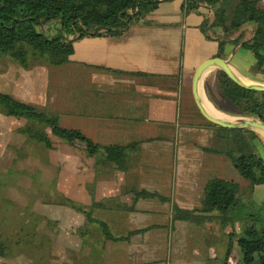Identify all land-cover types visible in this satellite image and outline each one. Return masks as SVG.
Returning <instances> with one entry per match:
<instances>
[{
  "label": "crops",
  "instance_id": "1",
  "mask_svg": "<svg viewBox=\"0 0 264 264\" xmlns=\"http://www.w3.org/2000/svg\"><path fill=\"white\" fill-rule=\"evenodd\" d=\"M185 1L161 2L121 35L78 39L68 63L34 64L33 71L32 66L24 68L34 94L29 104H41L45 98L44 109L58 115L63 127L79 129L105 146L138 144L125 170L95 164L94 179L88 183L99 185L96 194L81 190L80 178L74 181L77 192L70 197L79 202V210L73 211L84 215L80 210L84 205L83 210L102 219L120 237L108 239L98 226L82 229L79 246L87 242L92 254L74 259V264H217L224 260L214 246L215 232L208 237L202 234L203 226H212L206 221L221 220L218 211H202L203 192L213 178L205 176L201 161H178L188 144H199L193 140L195 135L200 137L208 125L220 127L204 117L193 93L195 71L219 53V42L208 39L201 29L213 11L201 4L187 12ZM208 43L213 51L200 52ZM242 45L243 41L228 43L223 57L243 78L264 82L263 74H251L250 54ZM215 70L217 83L220 69ZM38 85L39 99L33 92ZM141 151L148 157L140 158ZM262 191L264 186H256L255 200ZM186 212L190 218H185ZM86 224L82 218L78 226ZM235 250L242 260L238 245Z\"/></svg>",
  "mask_w": 264,
  "mask_h": 264
},
{
  "label": "trees",
  "instance_id": "2",
  "mask_svg": "<svg viewBox=\"0 0 264 264\" xmlns=\"http://www.w3.org/2000/svg\"><path fill=\"white\" fill-rule=\"evenodd\" d=\"M163 1L170 0H0V53L26 68L37 62L62 65L71 60L78 39L121 35ZM201 4L213 11L201 29L208 39L219 42L217 56L224 55L228 43L243 41L242 46L250 54L251 74L264 75V0H186L183 8L190 12ZM205 87L211 101L220 107L208 81ZM217 89L233 106L220 109L264 121V91L242 87L222 70H217ZM0 106L7 116L32 121L35 125L28 124L25 132L47 148H53L51 134L70 145L79 144L88 156L96 158V168L112 166L125 170L132 153L138 150V144H98L79 129L63 127L58 115L39 110L12 94L0 92ZM217 129L229 142L226 152L249 185L242 190L233 180L211 179L205 188L202 211H218L225 227L240 225L238 235L235 229L230 234L224 261L238 245L243 264H264V198L261 203L254 199L256 186H264V158L257 145L262 136L253 129ZM74 208L79 210L77 204ZM80 210L87 214L89 222L101 224L108 239H120L102 219ZM186 214L185 218H190L191 213Z\"/></svg>",
  "mask_w": 264,
  "mask_h": 264
},
{
  "label": "rangeland",
  "instance_id": "3",
  "mask_svg": "<svg viewBox=\"0 0 264 264\" xmlns=\"http://www.w3.org/2000/svg\"><path fill=\"white\" fill-rule=\"evenodd\" d=\"M213 49V45L208 43L203 45L200 52L209 54ZM38 64L41 62L36 63L37 66ZM35 67L32 66V71ZM24 68L17 60L0 53V92L12 94L18 100L28 102V98L34 94L30 93L29 77ZM215 71L213 69L206 74L205 83L210 82L211 93L220 107L211 101L206 88V92L203 90L204 94L206 93L209 101L226 115L235 120L242 117L222 110L233 109V106L219 94L217 83L214 81ZM33 92L39 99V85ZM43 99L42 103L47 104V100ZM42 103L30 104L46 111ZM6 114L5 108L0 106V264H74V259L92 254L87 242L84 246H79L80 231H87L88 227L94 226L102 228L96 223H90L84 212L85 216L74 212V206L79 202L70 197L73 192H77L75 182L78 178L81 179V190L85 193L94 191L96 194L99 185L92 181L96 158L88 156L79 144L70 145L52 134L53 148H47L25 132L28 124H34L32 121ZM207 127L200 137L195 135L193 140L199 141L197 147L188 144L189 149L180 152L181 156L176 158L181 162L201 161L204 174L208 178L233 180L242 190L246 189L249 182L240 175L230 153L226 152L229 142L223 137V132L214 126ZM205 132L210 136H204ZM259 133L262 138L257 141V145L264 158V134ZM139 155L140 158L148 157L147 153L142 151ZM113 173L112 178H115V171ZM89 179H92L91 183H88ZM196 194H200V191ZM263 197L264 191L256 201L261 203ZM84 207L81 205V208ZM82 218L87 220L83 228L78 226ZM191 222L198 224L197 220ZM208 223L212 226H203L206 228L201 232L206 237L212 235V231L215 232L214 246L220 254V259H224L230 234L235 229L238 235L240 225L231 226L226 231L221 227V220H208L204 224ZM89 233L86 234L87 237ZM91 233L94 235L95 232ZM240 258L241 255L235 250L229 261L224 259L217 264H243Z\"/></svg>",
  "mask_w": 264,
  "mask_h": 264
},
{
  "label": "water",
  "instance_id": "4",
  "mask_svg": "<svg viewBox=\"0 0 264 264\" xmlns=\"http://www.w3.org/2000/svg\"><path fill=\"white\" fill-rule=\"evenodd\" d=\"M224 71L238 85L251 90L264 91V82L248 80L240 76L230 61L223 56H216L204 61L195 71L193 77V93L196 103L204 117L212 124L230 129H253L264 134V121L257 117L242 116L236 120H226L213 116L205 107L204 98L208 99L205 91V74L213 69ZM206 92V91H205ZM209 100V99H208Z\"/></svg>",
  "mask_w": 264,
  "mask_h": 264
},
{
  "label": "bare ground",
  "instance_id": "5",
  "mask_svg": "<svg viewBox=\"0 0 264 264\" xmlns=\"http://www.w3.org/2000/svg\"><path fill=\"white\" fill-rule=\"evenodd\" d=\"M208 75V73H206ZM205 74V76H206ZM204 76V78H205ZM204 104L205 107L207 108V110L213 115L216 116L218 118H222V119H226V120H235L234 118L230 117L229 115H226L225 113H223L222 111H220L218 108L215 107V105H213V103H211L208 99L204 98Z\"/></svg>",
  "mask_w": 264,
  "mask_h": 264
}]
</instances>
